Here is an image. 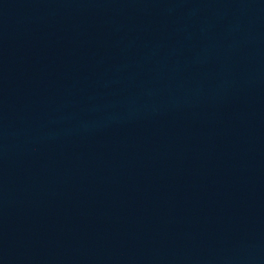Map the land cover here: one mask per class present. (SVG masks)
<instances>
[{"label":"water","instance_id":"obj_1","mask_svg":"<svg viewBox=\"0 0 264 264\" xmlns=\"http://www.w3.org/2000/svg\"><path fill=\"white\" fill-rule=\"evenodd\" d=\"M264 258V0H0V264Z\"/></svg>","mask_w":264,"mask_h":264}]
</instances>
